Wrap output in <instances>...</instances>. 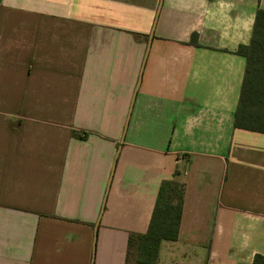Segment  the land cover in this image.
I'll use <instances>...</instances> for the list:
<instances>
[{"label":"crops","instance_id":"crops-1","mask_svg":"<svg viewBox=\"0 0 264 264\" xmlns=\"http://www.w3.org/2000/svg\"><path fill=\"white\" fill-rule=\"evenodd\" d=\"M259 8L0 0V264H124L162 180L156 264H264V133L234 126Z\"/></svg>","mask_w":264,"mask_h":264},{"label":"trees","instance_id":"trees-1","mask_svg":"<svg viewBox=\"0 0 264 264\" xmlns=\"http://www.w3.org/2000/svg\"><path fill=\"white\" fill-rule=\"evenodd\" d=\"M238 53L246 57L247 65L234 126L264 133V9L256 12L250 44L239 46ZM183 197V183L162 180L147 230L128 236L124 264L157 263L161 242L177 239Z\"/></svg>","mask_w":264,"mask_h":264},{"label":"water","instance_id":"water-1","mask_svg":"<svg viewBox=\"0 0 264 264\" xmlns=\"http://www.w3.org/2000/svg\"><path fill=\"white\" fill-rule=\"evenodd\" d=\"M128 121H129V118L126 119V126H127V124H128ZM126 126H125V128H126ZM122 139H123V138H122Z\"/></svg>","mask_w":264,"mask_h":264},{"label":"rangeland","instance_id":"rangeland-1","mask_svg":"<svg viewBox=\"0 0 264 264\" xmlns=\"http://www.w3.org/2000/svg\"><path fill=\"white\" fill-rule=\"evenodd\" d=\"M130 264H132V261H131V263Z\"/></svg>","mask_w":264,"mask_h":264}]
</instances>
